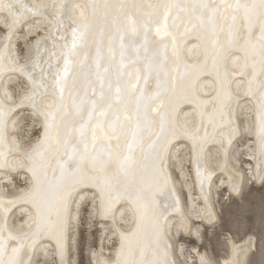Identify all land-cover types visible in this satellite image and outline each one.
Masks as SVG:
<instances>
[{
	"label": "bare ground",
	"instance_id": "6f19581e",
	"mask_svg": "<svg viewBox=\"0 0 264 264\" xmlns=\"http://www.w3.org/2000/svg\"><path fill=\"white\" fill-rule=\"evenodd\" d=\"M7 2L18 12L15 27L13 17L0 12V102L11 109L0 140V259L7 264L19 248L21 264H76L79 215L86 207L88 230L98 234L97 244L85 250L89 264H219L196 242L204 224L218 221L219 193L227 192L225 200L239 197L264 178V37L258 26L249 31L237 19L230 30L231 10L224 8L214 26L210 10L189 7L222 0ZM160 3L184 7L154 22L147 5ZM97 62L113 85L117 73L122 87L131 81L130 111L138 101L150 117L139 125L121 117L118 142L95 122L89 126L88 106L64 124L58 113L51 128L53 104L66 109L73 96L79 101L85 89L91 97V88H99ZM25 95L32 99L21 104ZM114 120L115 113L108 123ZM153 164L163 172L155 183ZM37 165L45 173L40 185L49 188L47 200L33 194ZM126 172L144 181L137 180L138 202L126 194ZM70 183L75 188L65 214L51 190ZM189 236L194 244L184 241ZM125 237L136 243L135 253ZM226 240L221 262L245 264L254 236Z\"/></svg>",
	"mask_w": 264,
	"mask_h": 264
},
{
	"label": "snow or ice",
	"instance_id": "6c2138e0",
	"mask_svg": "<svg viewBox=\"0 0 264 264\" xmlns=\"http://www.w3.org/2000/svg\"><path fill=\"white\" fill-rule=\"evenodd\" d=\"M107 7V5H105ZM134 8L141 7L140 5H133ZM148 8L153 9V12L150 13V18L153 19L154 22H158L160 17H163L165 21L167 20L168 13L171 8L180 7L183 9V5H174V4H167V3H160L156 5H147ZM193 11L197 8L201 10H210L212 12L211 19L213 20V24L215 26V19L217 14H219V9L224 8L225 12L231 10V21L232 23L229 25V29L233 30L235 28V23L237 19H240L243 23V26L247 27L249 31H251L254 27L259 28L261 36L264 37V0H235L234 3H227L226 0H222L220 4H212V3H199V4H192L189 6ZM0 12H7L9 16L13 17L12 24L10 27H15L17 20L16 15L18 12L17 5L7 2V0H0ZM223 15V14H220ZM201 18H203V12L201 13ZM5 23L7 21L5 20ZM132 31L135 32V22H133ZM160 33L159 28L157 29V34ZM123 46V45H122ZM262 55H264V50H262ZM123 55V53L121 54ZM107 73V69L103 70ZM96 83L99 85V88L96 87L91 88V97H89L88 90L85 89L84 96L77 101L75 96L71 98L70 104L65 109L62 104L57 106L53 104L51 107L55 109V111L51 112L52 116V125L51 128L55 129V120L58 113H63L60 116L61 123L64 124L68 120H70L74 116H80L85 107H89L88 111V123L91 127L93 122H95V127L101 131H105L107 133V137L110 139L112 136H117V142L119 141V137L117 135V125L119 124L121 117L125 121L131 120L135 118L138 122L143 118L145 120L150 121V117L148 116L147 112L141 113L139 102L136 101V107L134 110L130 111V105L135 99L133 93L130 91L131 87L134 85L131 84V81L128 82L127 85L124 87L121 86L120 83V73H117V78L115 85H113V81L111 78L101 75V65L99 62L96 64ZM89 86H91V82H89ZM2 88V86H0ZM63 92L64 89L61 87L60 89V99L61 102L63 101ZM4 96L8 98V93L5 90ZM127 98V100L125 99ZM32 99L31 96L25 95L21 98L20 103L25 104ZM33 106H37L34 105ZM11 109L9 108L7 111L5 110L3 103L0 102V140H3L5 135V128L4 124L6 121V117L8 112ZM153 111H157L153 109ZM115 113V120L109 124L108 117ZM159 114V113H158ZM264 132V128L261 129ZM83 135V133H82ZM47 138L49 141L51 140V134H47ZM96 135L93 132V141L95 142ZM56 142L58 144H63L65 141L63 138L58 134L56 137ZM95 147V143L93 144ZM88 143L85 142L83 145V153L79 156V161L82 163L85 159V156L88 152ZM56 149L49 144V151H55ZM35 151V149H34ZM43 155L42 153L40 154ZM130 171V170H129ZM45 175L40 165L33 167V176L37 181V184L34 188L33 194H39L42 199L47 200L49 188L42 187L40 185L41 178ZM163 175L162 169H156L155 164H153V174H152V182L155 183L157 176ZM75 179V178H74ZM126 179H127V195L132 197L135 202H138L141 188L137 187V180H140V184L144 183L142 178H137L134 176H130L128 172H126ZM78 179L76 183H79ZM75 188V183H70L68 186L64 187L62 185H57L54 189H52V195L54 202L57 205L58 211H63L67 214L68 209V200L71 198L72 192ZM49 206L51 207V202H49ZM139 208V204H137ZM37 209L39 211V205H37ZM143 219V217H141ZM139 226V224H138ZM10 239H15V237H9ZM125 240L128 242L129 249L135 253L137 250L136 243L131 240L130 237H125ZM4 249V244L0 241V252ZM20 249L14 248L13 249V258L7 262V264H21V262L16 258L19 254ZM0 264H5V261L0 259ZM122 264H137L136 260H125ZM148 264V262H145ZM151 264H161L160 261H152ZM201 264H209L208 261L202 259Z\"/></svg>",
	"mask_w": 264,
	"mask_h": 264
},
{
	"label": "rangeland",
	"instance_id": "374dc122",
	"mask_svg": "<svg viewBox=\"0 0 264 264\" xmlns=\"http://www.w3.org/2000/svg\"><path fill=\"white\" fill-rule=\"evenodd\" d=\"M19 51H22V46ZM227 196V192L226 195L224 192L219 193L217 198L219 203L216 208L218 221L211 228L206 224L203 225L202 239L196 241L200 245L199 248L206 250L220 264L221 258L227 254V237L237 241L252 235L255 248L247 255L245 264H264V178L258 185L249 183L239 197L231 196L230 199L225 200ZM88 214L87 208L83 207L79 215L76 237V264H89L85 250L97 244L98 234L88 230L89 226L86 222ZM87 232L89 233L86 234ZM184 241L187 245L194 244V239L190 236L184 238Z\"/></svg>",
	"mask_w": 264,
	"mask_h": 264
}]
</instances>
